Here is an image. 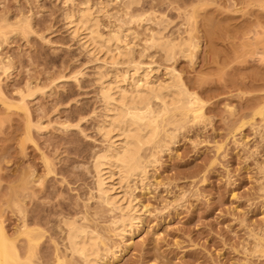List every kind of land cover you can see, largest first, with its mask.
<instances>
[{
	"label": "rangeland",
	"instance_id": "374dc122",
	"mask_svg": "<svg viewBox=\"0 0 264 264\" xmlns=\"http://www.w3.org/2000/svg\"><path fill=\"white\" fill-rule=\"evenodd\" d=\"M65 1L0 0L5 101L20 106L25 95L28 109L0 101V220L21 255L27 230L37 240L34 263L84 264L66 246L62 221L70 219L110 249L99 264H264V115H255L264 111V0H141L130 9L126 0ZM85 2L104 34L127 22L134 38L124 40L135 61L160 67L157 82L175 68L205 103V118L185 122L131 189L117 178V192L133 200L137 214L123 237L113 231L120 212L100 201L93 170L105 145L97 131L101 62L64 18ZM158 30L173 40L192 31L194 58L166 61L150 48ZM111 69L106 63L101 70ZM153 152L150 146L143 154Z\"/></svg>",
	"mask_w": 264,
	"mask_h": 264
},
{
	"label": "bare ground",
	"instance_id": "6f19581e",
	"mask_svg": "<svg viewBox=\"0 0 264 264\" xmlns=\"http://www.w3.org/2000/svg\"><path fill=\"white\" fill-rule=\"evenodd\" d=\"M140 3L141 0H126L125 6L130 9ZM65 4L74 5L72 0H66ZM100 11H105V6L100 4ZM64 18L70 35L89 55L101 62L96 67V81L103 114L98 121L97 131L105 145L94 155L93 170L100 201L110 206L111 212H120L119 218L113 221V231L123 237L135 227L137 214L133 200L122 198L117 192V178L131 189L132 183L139 177H145L148 168L158 162L156 154L175 142L185 122L205 118V103L185 87L175 68L166 70L170 77L168 80L157 82L155 75L160 67L154 63L142 65L134 60L133 52L124 40L127 36L134 38V33L126 27V21L115 31L104 34L100 30L99 18L93 15L92 6L86 2L77 9H67ZM20 23L23 20L15 24ZM24 23L30 26L28 19ZM4 27L12 28L13 24L6 20ZM0 33L6 36L5 32ZM188 35L186 39L173 40L164 38L163 31L158 30L150 39V48L163 52L166 61H173L178 55L193 59L195 55L192 49L195 50L197 45L192 39V31ZM106 63H110L112 69L103 73L101 69ZM121 64L127 65L123 71L116 67ZM8 66L9 62H0L2 71L6 72ZM25 98L21 94L20 106L7 103L0 79V101L8 108L17 107L28 114ZM255 115H264L263 108ZM161 135L168 141H159ZM150 146L154 147L155 152L144 156L143 152ZM62 222L66 227V246L72 257H79L84 264H99L109 254L110 249L102 237L89 226L70 219ZM24 234L28 237V250L22 256L17 239L8 234L4 222L0 220V264H36L33 258L37 240L27 230Z\"/></svg>",
	"mask_w": 264,
	"mask_h": 264
}]
</instances>
